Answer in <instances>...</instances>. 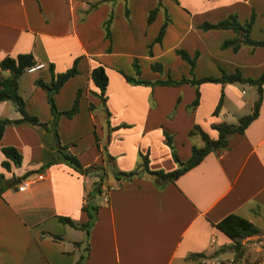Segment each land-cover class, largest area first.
<instances>
[{"label":"crops","instance_id":"1","mask_svg":"<svg viewBox=\"0 0 264 264\" xmlns=\"http://www.w3.org/2000/svg\"><path fill=\"white\" fill-rule=\"evenodd\" d=\"M90 3L93 5L88 6ZM153 3L0 0V58L29 52L34 61L43 63L25 68L18 78L17 89L29 113L41 121L51 117L45 92L34 79L49 80L48 63L53 72H59L76 59L77 72L53 93V101L57 109H65L81 88L77 111L70 116L60 114L56 129L59 142L82 166L106 165L107 153L116 168L129 170L136 167L138 153L147 152L149 168L170 170L175 164L162 129L172 135L178 158L185 159L193 144L186 133L193 123L215 137L211 123L231 122L226 119L223 101L216 114L197 116L207 95L209 113L220 88L226 95L234 92L237 108L242 105L244 89L235 82H200L197 108L187 112L193 85L132 83L124 78L121 72L131 70L129 57L138 48L145 50L154 36L156 18L148 24L145 21L146 10ZM179 4V26L174 29L167 24L161 37L162 41L173 40L161 51L151 43L150 58H159L180 45L189 55L197 52L193 62L196 77L217 75L221 69L238 68L243 76L251 77L264 71V44L243 43L232 50L221 46L223 39L234 35L232 29L198 27L202 21L213 22L234 12L239 21L251 17L249 37L264 40V0H180ZM146 31L148 36H143ZM178 63V71L185 73L187 66ZM98 64L107 75L104 104L95 96L98 88L89 77L90 68ZM7 73L0 69V75ZM90 92L95 95L91 97ZM2 116H19L8 99L0 101ZM104 125L108 133L102 138ZM91 126L97 128L98 146ZM2 145L14 146L21 161L9 170L0 164L7 180L0 191V264H264V85L257 115L243 131L227 134L223 146L208 151L174 180L159 182L145 171L129 178H108V170L102 180L109 185L106 198L97 195L95 219L86 226L81 225L88 219L81 206L91 186L90 173L78 172L60 160L43 166L54 152L47 128L27 121L6 123L0 136ZM2 158L0 150V161ZM37 173L41 178L17 187L19 180ZM229 212L258 228L241 238L239 256L233 255L230 238L214 225ZM58 216H68L76 226ZM249 239L253 241H246ZM192 252L201 255L190 256ZM221 253L226 254L223 260ZM80 255L81 263H76Z\"/></svg>","mask_w":264,"mask_h":264},{"label":"trees","instance_id":"2","mask_svg":"<svg viewBox=\"0 0 264 264\" xmlns=\"http://www.w3.org/2000/svg\"><path fill=\"white\" fill-rule=\"evenodd\" d=\"M157 6H154L148 10L147 13V21H150L154 13L156 11ZM251 22V17L239 21L234 12L227 13L224 17L217 19L216 21H202L198 24V27L202 29L208 28H230L234 31V35L228 38L223 39L221 42V46H230L232 50L238 48L240 44L248 43L252 45L264 44V40H255L249 37L248 30ZM105 35H108V20L105 22ZM164 30V25L162 24L158 30L155 39H160V36ZM147 51H150L149 48ZM176 52L184 58L189 63V68L193 66L194 57L196 56V51L193 55H189L183 48L176 49ZM35 61L32 58L31 53L23 52L18 53L15 56H3L0 58V69H6L8 73L6 75H0V101L1 100H10L19 116L16 118H8L6 116L0 117V136L3 131V127L6 123L9 122H18V121H27L32 124H39L47 128L52 135V144L54 148L53 156L50 160L46 161L43 166L49 165L50 163L56 162L58 160L63 161L64 163L71 166L78 172L81 173H90L95 175V179L93 180L90 189L85 192L84 199L85 203L81 206L82 209L86 211L87 221L81 225L86 226L90 225L92 221L95 219V211L97 207V202H95L94 198L101 194L102 191H105L109 188L108 184L102 183L103 177L106 172L109 170L115 178H129L130 176L137 174L140 171H145L151 175H154L159 182H166L174 180L180 173L189 167L193 166L197 162H199L202 157L211 149L223 146L225 144V139L227 134L232 132H242L247 123L253 119L257 115L258 106L261 100V90L262 85H264V71L260 72L258 75L251 76H243L238 68H234L232 71H225L221 69L219 75H201V76H181L179 78L173 79L171 77H167L165 79H156L154 81L146 80L139 77H134L132 75L121 72L124 78L128 82L132 83H144V84H179L182 82H187L194 86V96L189 103L191 109H193L197 103L199 98V90L198 84L203 81H214L220 82L221 84L224 82H245L249 85L254 86L256 91V98L253 100L251 109L249 112L241 114L237 117L236 122H226L219 121L216 123H211L210 126L216 130V136L210 137L208 133L203 130L197 123H194L191 129L188 130V133L198 132L202 144L201 145H190V153L185 159L178 158L176 151L174 148L170 149V154L173 160L176 161L177 166L170 169L164 170L161 168L151 169L148 166V157L147 152L141 153L139 152V161L136 164V167L129 170H120L116 168L112 163V156L105 153L106 165L102 164H89L86 166H82L78 161L75 154L65 150V145L61 144L58 140L57 136V117L60 114L65 116L72 115L75 111H77V101L81 88H77L75 91L74 98L69 107L65 109H57L54 101H53V93L57 91V89L61 86L63 81L67 79L69 76L73 75L77 72L76 68V59L72 62V64L66 69L53 72L52 64L48 63V69L50 71V78L48 81H44L41 78L36 77L34 79L35 84L40 86L46 96V100L48 103V107L51 113V117L47 121H41L38 117L32 113H29L25 109V103L23 98L18 92V78L20 74L25 70V68ZM135 61L133 60L132 63ZM154 68L160 67L156 62L151 64V67ZM135 70L138 71V66L136 65ZM89 77L92 82L97 86L98 90L95 92L99 97L102 104L105 102V86L107 84V75L102 67V65H94L89 70ZM223 91L220 88L217 100L211 110V114H216L219 110V107L222 102ZM165 136V141L170 147V135L163 131ZM95 141L97 138L95 137ZM98 146V144H97ZM1 153L3 154V158L0 161L1 166L9 170L11 165L17 166L21 161L20 152L12 145H2L0 147ZM102 151V148H101ZM7 180L3 177V174L0 173V191L6 186ZM58 219L62 222L71 224L76 226V224L68 217V216H58ZM214 225L222 231L228 238H230L231 243L230 247L232 248L233 255L239 256L242 252V243L241 238L246 235L254 234L258 231L257 226H255L250 220L247 218L235 213L229 212L219 220H217ZM88 244L85 245V250H87ZM190 256L201 255L199 252H192L189 254ZM82 255H80L76 261V263H81Z\"/></svg>","mask_w":264,"mask_h":264},{"label":"rangeland","instance_id":"3","mask_svg":"<svg viewBox=\"0 0 264 264\" xmlns=\"http://www.w3.org/2000/svg\"><path fill=\"white\" fill-rule=\"evenodd\" d=\"M179 1L180 0H154L153 6H151V8L154 7V6H157L156 7L157 9H156V11L154 13L153 18L150 21H147V19H146L147 13H148V10H146V14H145L146 23L148 24L151 21L153 22V19L156 18V20H154V22L155 21L157 22V24H156L157 28H156V30H154V36H153V38H151L152 40H149L151 42L147 43L149 45L147 46V44H146V49L142 50L141 48L140 49L138 48V49H136V53L133 56L129 57V64L128 65L131 67L130 72H128L129 75H132L134 77H139V78L143 77V79L151 80V81H154L156 79H165L167 77H172L170 75H173V74L174 75H178V78L181 77L182 75L183 76L195 75V72L193 71V66L190 69L189 68V63L184 58H182L179 55L178 52H176V49L181 47L180 45H175L173 48H171L170 51H168L167 53H165L163 56H161L159 58L158 57H153V56H152V58H150L151 55H152V52L151 51H147V48L151 47V43H152L153 46L155 45L154 48H156V51L158 49H159V51H161V50H164V47L173 40V39H171V41L170 40L162 41L161 37H162V35H163L164 31H165V27L167 26V24H169V23L173 24V28L174 29H177V27L179 26V23H180L179 20H181V18L177 14L178 11H176L178 9H181V7H182V6H180ZM91 3L88 4V6L93 5ZM162 24L164 25V30H163V32H162V34L160 36V39H155V36L157 35L158 30H159V28H160V26ZM138 33H141V32H139V30H138ZM142 35L143 36H148V31H146L145 33L142 32ZM176 35H177V33H176ZM144 39H147V38L144 37ZM140 47H141V44H140ZM133 60L135 61L134 63H132ZM179 61H182L183 64H185L187 66L185 73L181 72V70H180V72L178 71L179 69H181V64L178 63ZM154 62L155 63L157 62L160 67H158V68H154V66L151 67V64L154 63ZM136 65L138 66V71H136L135 68H134ZM218 66L220 68V65H218ZM217 75H219V74H217ZM204 82H214V81H204ZM235 84L239 85L241 89H244L243 93L241 94V98L243 100L241 107L237 108L235 106V104H234L235 103L234 100H232L233 98L234 99L236 98L235 95H234V92H229L228 95H226L223 92V95H222L223 107H225L228 110V117L226 119L228 121H231V122H236L238 115H241V114L249 112L250 108H251L250 107V102H251V100H254L256 98L255 88L253 90L247 88L246 85H248V84L245 83V82H242V83L235 82ZM94 95L95 94H93V92H90V96L91 97L94 96ZM95 96H97V95H95ZM208 100H210V99H209V96L207 95L206 99L204 100V104L199 107V110L197 112V116L198 115L203 116L204 114H207L208 116H211V111H210V113L208 112V109H209V106H207L208 105ZM189 103L186 104L185 109H186L187 112H192L197 107L195 106L193 109H191L190 106H189ZM212 108H211V110H212ZM201 116H200V118H201ZM193 124L191 125V127L193 126ZM191 127L189 129H191ZM91 129H92V135H93L94 144L97 146V141H95V137H97V132H96L97 128L95 126V127H92ZM106 129L108 130V127H106L105 125H104L103 129H100V130H102L100 132L102 138L106 137V133H108V131ZM162 131L168 133L164 129H162ZM162 134H163V132H162ZM168 134L170 135V145H171L170 147L168 146V144L165 141L164 134H163V136H164L165 145H167V147L169 148V152H170V149L171 148L175 149V146H174L173 141H172V135L170 133H168ZM186 138H187L188 141H190V143H193L195 145H201L202 144V141L200 139V136H199L198 132H193V133L189 134L188 131H187ZM178 139H180V138L176 137V140H178ZM173 162L175 164L174 167H176L177 166L176 161L173 160ZM0 173H2V172H0ZM109 174H110V171H108L107 175H108V178H111L113 176V174L112 175L111 174L109 175ZM89 176H90L89 184L91 185L93 180H94V178H95V175L89 174ZM94 200H95V202H98L99 201V197L96 196L94 198ZM246 241H248V242L249 241H253V239H249V240H246ZM252 253L253 252L250 253V258L253 256ZM259 254H261V253H259ZM224 256H226L225 253H221L220 254V258L222 260H223ZM255 260L253 262H255ZM255 264H258V263H255Z\"/></svg>","mask_w":264,"mask_h":264},{"label":"built area","instance_id":"4","mask_svg":"<svg viewBox=\"0 0 264 264\" xmlns=\"http://www.w3.org/2000/svg\"><path fill=\"white\" fill-rule=\"evenodd\" d=\"M42 64L43 63L40 61H35L33 64L27 66L26 69L31 70L33 68L42 66ZM41 176H42L41 173L26 176V177L22 178L21 180H19V182L17 183V187L23 188V187L27 186L28 184H30L34 179L41 178ZM101 194L103 195L102 197H104V199H105L106 198V192L102 191Z\"/></svg>","mask_w":264,"mask_h":264}]
</instances>
